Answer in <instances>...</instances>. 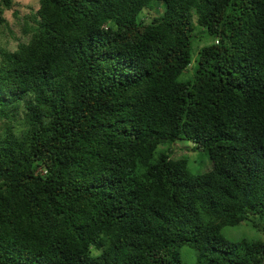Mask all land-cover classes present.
I'll use <instances>...</instances> for the list:
<instances>
[{"label":"trees","instance_id":"1","mask_svg":"<svg viewBox=\"0 0 264 264\" xmlns=\"http://www.w3.org/2000/svg\"><path fill=\"white\" fill-rule=\"evenodd\" d=\"M38 2L0 48V264H264V0Z\"/></svg>","mask_w":264,"mask_h":264},{"label":"rangeland","instance_id":"2","mask_svg":"<svg viewBox=\"0 0 264 264\" xmlns=\"http://www.w3.org/2000/svg\"><path fill=\"white\" fill-rule=\"evenodd\" d=\"M10 3V7L5 9L3 15L6 22L0 27V48L8 51H16L19 44H27L30 42V32H34L35 29H37V26L35 25V16L39 7V2L38 0H10ZM148 15L154 17L156 14L152 12ZM198 46H200V44L197 45V47ZM196 57L197 52L192 50V63ZM30 105L31 106L28 107V109H32L34 107V109L37 110V104ZM20 106L22 108H26L24 105ZM30 112L33 113L32 111ZM38 115H40V113L36 112L37 117ZM21 129V126L17 127L18 132H20ZM169 155L173 159L178 157L187 159L188 166L194 173L205 172L211 167V161L208 154L199 149L193 150L190 146L186 147L185 150H178L173 147L172 150L169 151ZM258 223L262 226V228H264V220H260ZM263 233L260 232V230H258V232H254L251 226H246L245 223H243L236 227L225 228L223 234L230 240H236L242 237H245L246 239L258 238L256 235L261 237L263 236ZM182 258L184 262L191 263L194 255L189 253V250L186 248H183Z\"/></svg>","mask_w":264,"mask_h":264}]
</instances>
